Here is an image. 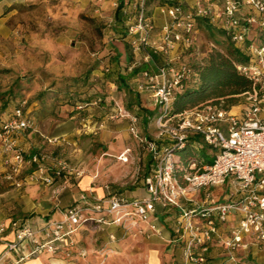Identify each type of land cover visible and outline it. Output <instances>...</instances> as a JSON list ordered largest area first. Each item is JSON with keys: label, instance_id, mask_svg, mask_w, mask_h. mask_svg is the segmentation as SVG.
Listing matches in <instances>:
<instances>
[{"label": "rangeland", "instance_id": "obj_1", "mask_svg": "<svg viewBox=\"0 0 264 264\" xmlns=\"http://www.w3.org/2000/svg\"><path fill=\"white\" fill-rule=\"evenodd\" d=\"M160 1L150 2L152 15ZM215 2L224 4V0ZM118 4L119 0H0V131L15 105L26 104L30 126L17 132L16 146L25 155L43 156L45 173L52 175L50 182L25 179L36 172V168L32 171L34 165L27 164L8 180V155L0 139V215L9 225L8 240L15 238L12 221L24 219L37 229L61 219L82 191L99 193L101 188L104 193L110 186L130 194V187H144L150 150L143 140L145 135L158 137L157 120L153 117L147 125L143 123L135 93L136 76L129 77L131 91L119 89L115 80L118 71L129 75L144 63L149 64V71L155 67L144 49L137 51L129 38L117 31ZM248 10L244 7L243 13ZM261 33L259 26L250 30L249 41L255 47L261 43ZM212 49L211 35L200 29L194 43L189 47L182 44L174 55L197 70ZM169 59L162 57L163 63ZM196 77L190 76L188 84ZM99 97L103 101L95 103ZM140 100L143 106L154 108L147 97L140 96ZM246 102L243 94L231 109L240 112ZM128 148L129 160L124 161L121 155ZM188 152L190 149L180 155ZM217 152L206 146L195 151V157L201 163H212ZM62 166L65 168L57 174ZM86 176L93 180L88 186L84 184ZM228 189V181L212 188L216 195ZM147 194L146 189L135 193ZM88 223L66 241H56L53 250L30 254L34 246L27 241L19 252L6 254V245L1 244L0 264H32L35 260L38 264H149L152 253L161 264H185L183 248L170 245L162 223L161 233L142 232L143 223L132 227ZM222 226L227 230L229 223ZM23 250L24 259L20 258ZM240 251L236 264H264V247L252 245Z\"/></svg>", "mask_w": 264, "mask_h": 264}, {"label": "built area", "instance_id": "obj_2", "mask_svg": "<svg viewBox=\"0 0 264 264\" xmlns=\"http://www.w3.org/2000/svg\"><path fill=\"white\" fill-rule=\"evenodd\" d=\"M244 1L260 12L259 18L252 16L245 21L264 27V0ZM146 2H129L134 10L129 26L133 47L141 51L149 46L155 53L170 58L167 66L144 71L137 80L138 90L159 107L157 138L169 141L161 146L153 141L148 143L153 154L152 173L146 177L148 194L128 197L111 192L110 186H106L103 195H97L94 190L82 191L61 219L37 229L28 224L18 228L17 222L12 221L13 240L5 238L9 225L0 215V245H6V254L19 252L27 241L34 246L30 254L56 249V241H66L80 225L90 221L123 227L146 223L151 231L161 233L157 222L161 209L174 211L168 217L173 221V236L169 242L183 248L185 264H209L215 245L224 250L218 264H236L239 250L252 245L264 247V46L248 45L252 58L241 68L252 79L253 89L245 93L247 102L240 112L208 103L170 115V103L181 79L192 72L187 63L181 62L177 67L173 64L179 61L174 49L179 44L191 46L198 30L191 14H186L180 6L168 4L158 6L167 20L157 30ZM196 5L199 14L209 15L212 11L211 6H203L200 1ZM236 10L237 4L227 1L218 16L232 17L228 22L235 30L233 39L244 44L248 28L240 23ZM133 120L137 121V117ZM29 126V118L24 116L22 108H17L0 132L8 155L6 164L10 168L5 177L12 180L27 164L37 163L36 172L29 173L25 179L41 178L50 182L52 175L45 173L41 164L43 156L25 155L16 146L14 135ZM195 136L218 150L212 163H201L197 158L186 165L178 161L177 151ZM130 151L128 148L122 152L124 161L129 160ZM63 168L65 166L58 169L57 174ZM227 181L229 189L221 195L214 194L212 188ZM16 183L22 184L21 181ZM224 222L229 223L227 230L222 226ZM23 253L26 251L23 250L20 258L24 259Z\"/></svg>", "mask_w": 264, "mask_h": 264}, {"label": "trees", "instance_id": "obj_3", "mask_svg": "<svg viewBox=\"0 0 264 264\" xmlns=\"http://www.w3.org/2000/svg\"><path fill=\"white\" fill-rule=\"evenodd\" d=\"M130 1L131 0H119V4L115 11V20L117 24V31L121 33L122 36L128 37L130 43L133 44V36H131L129 33V26L132 22L131 18L134 14V10L133 8H131V5L129 3ZM151 1L152 0H147L146 2L149 8V14L152 13L150 9ZM215 1L217 0H200L203 6H211L212 11L209 15L199 14L196 4L194 6H192L191 4L188 5L184 0H163L160 1L156 6L158 7L166 4L170 6H180L186 14H191L194 27L198 30V33H200V29H205L209 32L213 39L214 46V49H212V51L209 53L206 62L200 65L197 70H193L192 67L187 63V65L192 70L191 74L196 75L197 80L194 81L192 85H189L187 79L192 76L191 74L181 79V83L176 89V92L170 103V115L178 114L188 109H192L208 103L217 104L226 109H231L234 105L238 104L239 97L241 95L253 89L252 79L243 71L241 66L243 64L249 63L252 58L251 53H248V51L250 52V50L248 49V45L252 44L249 41L251 28L255 26H259V28H261V43L258 46H264V27L257 22L249 24L247 23V21H245V18L252 16L259 18L260 12L254 6L247 4L244 0H224V4L221 6H219ZM227 1H232L237 4L236 16L240 19V23L246 25L248 28V31L246 33V41L244 44H239L233 39L235 30L232 26H230L228 22L232 17L226 15L218 16L219 13H222V11H224V5ZM244 7L249 8L246 13H243ZM225 43L226 46L224 49L219 48V46H222ZM144 50L148 53L150 57L149 62L153 64L155 70L160 66L168 65V61L166 63H163L162 57H164L165 55H163L162 53H155L149 46H147ZM117 56L118 57L116 58V60L118 61L120 53H118ZM180 63L181 62L176 61L173 64L177 67L180 66ZM147 70H149V64L144 63L142 65L135 66L129 75L118 71L115 83L118 85L119 89H126L128 91H131V87L128 82L129 77L136 76V80H138L141 77L142 73ZM135 93L139 110L143 114V123L147 125L151 118H156L157 115L160 114L159 107L154 106V108H152L142 105L140 96L147 97L149 101L151 100L148 96H146V94L144 95L143 92L138 90V81L136 84ZM222 100H224V103L221 105ZM102 101L103 98L99 97L98 99H96L95 103L100 104ZM151 104H153L152 101ZM17 108H22L24 111V116L29 118L26 104H17L13 108L10 117L3 121L1 131L4 130V124L7 123L11 119V117H13L14 112ZM136 116L139 117V115ZM16 135L17 133L14 136ZM143 141L147 144L150 141H153L156 142L158 146L169 143V141L167 140H163L160 138H148V136L146 135L145 140ZM205 143L204 140L199 136L188 139L185 147L177 151V154H179L177 157L178 161H180L182 165H185L191 159H196L195 151H197L198 149H203L206 146H209L210 149H213L211 145ZM187 149H190V152H188L184 156H181L180 152ZM32 165H34V167H32V171L38 167L37 163H33ZM147 167L148 170L143 179L144 187L146 185V177L152 173L153 168V154L151 151H149V162ZM130 188L131 190H135L139 187L132 186ZM110 189L113 193L131 197L129 193H126V190H122L121 188L116 189L110 187ZM173 213V210H160V214L163 216V221H160L165 227L169 228L170 231L172 230L173 221L168 220V217ZM15 221L18 224V228L22 227L24 224H27V221L24 219H16ZM171 236H173L172 231Z\"/></svg>", "mask_w": 264, "mask_h": 264}, {"label": "crops", "instance_id": "obj_4", "mask_svg": "<svg viewBox=\"0 0 264 264\" xmlns=\"http://www.w3.org/2000/svg\"><path fill=\"white\" fill-rule=\"evenodd\" d=\"M198 1H200V0H191V2H189L192 6H194ZM153 16H154V20H155V22H156V25H157V30H159L160 28H161V26L166 22V20H167V18L165 17V15H163V14H161L160 12H159V7H156V11H155V14H153ZM182 44H179L177 47H176V49H175V51H174V53L178 50V48L181 46ZM181 50H183V49H181ZM180 59V58H179ZM181 60H179V62H180ZM183 62V61H182ZM183 63H185V62H183ZM197 80V78L194 80V81H196ZM142 189H146L145 187H139V188H137V189H135V190H132L131 191V193L129 194L130 196H135V193L136 192H140V190H142ZM103 191H105V190H103ZM94 192H96V190L94 191ZM96 194L97 195H99V193H97L96 192ZM80 195V194H79ZM101 195H103V194H101ZM145 196V195H144ZM79 197V196H78ZM78 197H77V199H78ZM76 199V200H77ZM160 220H162L163 221V216L161 215V214H159V217H158V224H159V226H160V229H163V225L161 226L160 225V223H161V221ZM95 223V222H94ZM84 224V223H83ZM82 224V225H83ZM89 223H85L84 225H88ZM100 225V224H99ZM113 225V224H112ZM81 226V225H80ZM79 226V227H80ZM104 226H106V225H104ZM107 226H111V225H108L107 224ZM78 227V228H79ZM164 228H165V231L167 230V235L171 238V231L169 230V228H167V227H165L164 226ZM78 230V229H77ZM146 232V233H149V232H151V230L149 229V226L146 224V223H143V226H142V232ZM165 234H166V232H165ZM171 245V244H170ZM1 246H3V245H1ZM173 248H175V249H177L178 247H174L173 246ZM2 248H0V252L2 251L1 250ZM247 249H241V251H246ZM219 251H221V253H218ZM240 251V250H239ZM239 251H238V253H239ZM240 251V252H241ZM224 252V250H223V248L222 247H220L219 245H215V247H212V249H211V252H210V257H211V259H210V261H209V264H218L219 262H220V260H221V257H220V255L219 254H222ZM151 255V254H150ZM217 256H219L218 258H217ZM183 259V258H182ZM238 260H239V258H238ZM149 264H151V262H150V260H149ZM159 264H161L160 262H159Z\"/></svg>", "mask_w": 264, "mask_h": 264}, {"label": "bare ground", "instance_id": "obj_5", "mask_svg": "<svg viewBox=\"0 0 264 264\" xmlns=\"http://www.w3.org/2000/svg\"><path fill=\"white\" fill-rule=\"evenodd\" d=\"M92 177L91 176H86L84 177V184L86 186L90 185L92 183ZM99 190V193L102 194V190L101 188L98 189ZM149 260L151 262V264H159V257L156 253H152L150 256H149ZM39 261L38 260H35L34 262H32V264H38Z\"/></svg>", "mask_w": 264, "mask_h": 264}]
</instances>
